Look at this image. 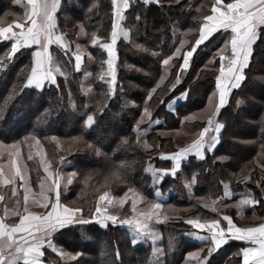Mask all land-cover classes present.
<instances>
[{
  "label": "snow or ice",
  "instance_id": "1",
  "mask_svg": "<svg viewBox=\"0 0 264 264\" xmlns=\"http://www.w3.org/2000/svg\"><path fill=\"white\" fill-rule=\"evenodd\" d=\"M167 2L181 5L183 10L181 0ZM14 3L23 9L22 14L7 12L0 17V42H6L3 52L0 53V264H71L73 261L81 264V253L73 255L65 251L58 246V240L65 234L63 230L75 231L77 226L83 228L90 224L104 229H108L110 225H126L130 230L133 247L151 241L152 259L149 264H175L169 258L174 238L170 235L167 246H161L158 242L162 241L163 236L155 227L170 220H182L184 224L190 225L195 231L186 230L184 234L201 242L199 250L188 253L183 264H192L193 261L195 264H215L213 257L230 241H241L250 245L233 254L242 256V264H264V217H257L255 211L257 205L264 209V114L257 121L262 137L261 153L255 163L250 161L238 174L237 182L245 185V192L234 204L224 205L226 208L235 207L241 218L245 209L252 208V222L238 225L230 213L219 211L218 204L225 198L232 199L233 193L228 184H224V194L219 201L211 200L209 203L210 198L197 199L193 195V187L199 174H194L184 187L188 191L189 199H196L200 207L215 213L213 217L199 214L182 216L180 213H191L193 210L173 208L171 205L165 210V205L157 202L162 197L156 186L168 173L151 166L148 170L152 172V186L157 200H148L131 185L117 198L112 195V188L115 184L125 181L131 165L124 162L112 163L97 146L108 135L105 122L96 114L86 116L84 127L91 129L90 135L94 141L88 143L80 136L71 141H62L58 135L52 134V127L57 121H52L51 124H48V121L63 107V91L67 88L70 77L66 65H72L77 73L83 71L85 77L92 76L83 65L85 57L90 62L94 57L86 47L77 42L80 37L87 38L93 48L107 53V58L100 60L101 71L98 79L106 85V89L103 92L104 100L101 101L97 112L108 107L107 100L117 93L118 41L122 38L126 42L131 41L133 46L141 51L147 50L131 39L129 29L122 23L126 19L125 13L136 0H107L109 8L105 9L103 15L111 20L110 39L98 35L103 27V19L94 30H87L91 27L93 17L100 14L99 0H94L86 6L85 19L79 23L72 19L75 13L71 11L85 7L79 0H14ZM142 3L145 6H162L164 0H142ZM205 8L206 11L203 10ZM195 11L198 15L193 17L194 24L191 29L181 34L184 39L173 40V44L179 43V47H176L172 54L162 58L163 74L147 92L143 114L136 126L138 145L145 150L159 148L155 142H148L145 138L146 131L140 130V124L148 122L150 126L152 123L159 125V119H151L152 105L164 104V97L181 84L184 75H187L189 68L195 64L194 54L196 59H199L198 49L203 52L205 49L217 47L212 58L205 64V68L212 72L214 80L207 107L203 109L206 122L196 123L201 119L196 113L184 115L180 120L179 132L191 135L194 139L186 145H180L176 151L158 152L160 159L173 162V178L180 170L181 162L189 156H195L197 160L210 164H215L218 160L222 164L228 159L227 156L216 154L225 129V124L217 117L221 115V109L228 105L234 90L245 86L248 76L255 69V53L264 46V0H205ZM58 13L64 16L65 21L71 20L75 25L76 30L72 32V36L76 39L70 38L69 31L58 25ZM141 19V16H136L137 21ZM179 27L178 22L172 25L174 37L177 36ZM221 44L222 46H219ZM201 45L204 47L201 48ZM56 50L63 53L67 60L62 61ZM152 55L159 56L160 53L154 51ZM25 56L30 57L28 63L19 69L15 80L9 82L8 73L15 62ZM180 58L182 63L177 66L173 61ZM172 68H177V71L169 81L168 76ZM58 77L64 78V88L58 82ZM204 78L197 72L193 83ZM260 79L264 81V77ZM51 86H55L57 103L41 109L38 100L49 94L45 89ZM34 90L37 99L26 104V98L32 97ZM190 91V88L181 89L179 95L167 102L168 110L179 116L177 102L188 101ZM91 92V87H88L85 95ZM68 95L69 103L75 108L71 93ZM242 103V100L237 101V106ZM44 124H48L46 129L41 127ZM20 125H23V129ZM27 128L32 130L21 138V132ZM65 144L69 146L64 147ZM80 144L90 149L95 156L109 162L105 172L64 171L71 163L68 156L71 155L73 147ZM128 144V139L121 141L122 146ZM76 150L80 149L77 147ZM208 154H212L210 160ZM29 161L32 162L31 166ZM30 171L37 173L38 189L33 188ZM81 178L85 186L81 196L76 200L66 201L69 186L74 182L80 183ZM92 180H96V183L91 184ZM250 184L260 190L258 196L252 194ZM89 188L97 195L92 207L85 211ZM129 200L133 213L131 216L125 218L109 211L117 206L123 208ZM145 203L147 208L138 210V205ZM33 208L44 211L33 212ZM166 212L176 215L170 216ZM51 254H55L59 259H55ZM116 262L123 264L122 253L118 249L111 264Z\"/></svg>",
  "mask_w": 264,
  "mask_h": 264
},
{
  "label": "trees",
  "instance_id": "2",
  "mask_svg": "<svg viewBox=\"0 0 264 264\" xmlns=\"http://www.w3.org/2000/svg\"><path fill=\"white\" fill-rule=\"evenodd\" d=\"M66 2V0H65ZM94 0H79L81 5L85 7L71 10L75 14L72 19L77 20V23L83 21L86 16V6L93 3ZM205 0H181L184 5L181 10V5L169 4L167 0L161 5L150 4L145 6L142 0H136V3L131 5L125 13V26L130 30V37L136 44L142 45L145 51L133 46L131 41H124L122 38L117 43V93L111 99L107 100L108 107L100 112L97 110L101 107V101L104 100L103 92L106 85L98 79L101 71L100 60L107 58V53L98 48H93L90 41L83 37L81 44L93 55V61H88L85 57L84 67L87 71L92 73V76L85 77L84 72H75L72 65H66L70 71L69 83L63 91V107L58 112L54 113L48 124L52 121H57L52 127V134H56L62 141H71L74 137L80 136L84 141L93 143L91 137V129L84 127L86 116L89 114H96L100 120L105 122L108 135L102 143L97 144L101 151L105 153L112 163L130 164L125 181L123 183L115 184L112 188V195L117 198L122 196L127 191L129 185L139 190L148 200H157L155 191L152 186V172L149 171V166L153 169L164 168L166 163L162 161L158 152L163 150L165 152L176 151L181 144L175 138H168L165 134L173 130H180V120L184 115H191L198 113L207 106L208 97L211 95L214 88V80L212 72L205 68V64L212 58L213 52L217 47L212 49H205L203 52L197 50L199 59H196L194 54L193 59L195 64L190 67L188 74L184 75L181 84L177 85L176 89L164 97L165 103L152 105V121L159 119V125L148 122L140 124V130L146 131L145 138L151 144L155 142L159 148H152L145 150L137 144L136 140V126L143 114L144 100L147 92L155 86L163 74L162 58L165 55H170L174 52L179 43L173 44L174 39H184L182 33L189 32L194 24L193 17L198 15L195 11L196 7L204 4ZM100 14L95 15L91 21V27L87 29L92 31L99 26V22L103 19V27L100 29L98 35L110 39L111 20L103 13L106 8H109L107 0H99ZM207 10V8L203 9ZM11 12L22 14L23 9L14 3V0H0V17L5 13ZM141 16V20L137 21L136 16ZM58 25L69 31L70 38L76 39L72 36L75 25L71 20L65 21L61 13L57 14ZM11 19V17H9ZM179 23L180 27L177 30V36H173L172 25ZM195 33H193L194 35ZM219 35V34H217ZM191 39V36H189ZM77 40V41H78ZM4 43L0 42V53L4 50ZM207 43V42H206ZM219 46H222L219 45ZM75 46L73 45V48ZM204 46L201 45V48ZM55 49V46L53 47ZM57 51L58 57L62 61H66L67 57L63 53ZM159 52V56L152 55V52ZM264 46L257 49L255 53V69L252 74L248 76L245 86L241 89H236L233 95L229 98L228 105L221 109V115L217 117L218 120L225 124V129L222 132L221 145L218 146L217 155L227 156L228 159L222 164L218 160L215 164H210L207 161H198L195 158H190L182 167V170L176 174V177H165L164 180L156 186L162 194L168 191L172 192L170 200L165 205L173 208H191V213H180L182 216H190L199 214L205 217H213L216 214L209 211L208 208H202L198 205L196 199L190 200L188 191L184 184L191 180L194 174H199L197 183L193 187V195L197 199L210 198L208 200L219 201L224 194V184H228L233 193L231 200L224 199L218 204L221 213L228 212L233 216L234 222L239 224H247L252 222V208H247L244 211V216L241 218L237 214L235 207L227 208L224 205H232L242 197L245 192V185L238 183V174L241 168L249 164V162H256L257 156L261 153V132L257 121L260 120L261 115L264 114V81L260 78L264 77ZM19 56V53L17 54ZM30 57H21L17 60L8 73L9 82L15 80L16 74L20 68L28 63ZM177 66L182 63V58L174 59ZM74 63V61H73ZM106 68V65L104 66ZM218 67V61L217 65ZM177 68H172L168 76V80L174 78ZM199 72L204 79L196 81V73ZM58 82L64 88V78L58 77ZM167 83V81H166ZM91 87L92 92L85 95V90ZM191 89L190 99L186 102H179L177 105V112L179 116L170 112L167 108V102L174 96L179 95L181 89ZM159 91V90H158ZM49 93L43 99L38 100L41 109L48 108L49 104L56 105L57 97L55 93V86L45 89ZM71 93V101L75 104V108L69 103V95ZM35 90L32 97L26 98L27 104L30 100H36ZM242 100L243 103L237 106V101ZM151 104V102H149ZM206 122L205 119H200L196 123ZM48 124L41 127L47 128ZM33 126L34 123H33ZM23 129V125H20ZM32 129L27 128L21 132V138L26 132ZM194 138V137H193ZM123 139H128V145H121ZM189 141L188 143H190ZM187 143V144H188ZM69 145L65 144L64 147ZM80 150H76V148ZM26 151V150H25ZM157 153L150 155L149 153ZM209 155V160L212 154ZM71 162L68 167L64 169L65 172L79 171V172H105L109 167V162L102 157L95 156L90 149H87L83 144L73 147L71 155L68 156ZM28 164L31 166L32 162ZM257 172L259 169L256 170ZM30 179L33 181V187L38 189L37 173L30 171ZM40 175H43L42 169ZM255 175V173H254ZM91 184H95L96 180H92ZM84 184L81 178L80 183H73L69 186V191L66 193V201L76 200L81 196ZM249 188L252 190L254 196H258L259 189L255 185L250 184ZM96 193L89 188L86 199L88 203L84 206L85 211L92 207V202L96 197ZM160 202V200H157ZM146 206L147 204H140ZM111 212H114L122 217L131 216V201L126 203L123 208L116 207ZM256 216L264 217V209L259 205L256 206ZM170 216L176 215L172 212H166ZM245 218H250L245 220ZM259 221L257 220L256 223ZM155 227L161 232L163 239L160 241L161 246H167L168 238L171 235L173 240V249L169 253V258L175 264H183L187 258L188 253L198 251L200 245L194 243L184 234L186 230L192 231L190 225H186L182 220H170L166 224H158ZM64 235L59 237L58 246L65 251L75 255L77 252L81 253L79 261L81 264H111L115 260V252L118 249L122 253L123 264H149L152 259L151 256V241L147 244H139L133 247L131 244V235L129 231L121 225L112 226L108 229L99 227L96 224L77 226L75 231L63 230ZM243 244L231 241L225 245L213 257L215 264H241V256H234V253L240 251ZM55 259V254H51ZM195 262H192L194 264ZM71 264H77L73 261ZM119 264V262H116Z\"/></svg>",
  "mask_w": 264,
  "mask_h": 264
},
{
  "label": "crops",
  "instance_id": "3",
  "mask_svg": "<svg viewBox=\"0 0 264 264\" xmlns=\"http://www.w3.org/2000/svg\"><path fill=\"white\" fill-rule=\"evenodd\" d=\"M54 47V46H53ZM84 63H85V58H84ZM83 67H84V65H83ZM190 158H195L196 160H197V158L195 157V156H189V158L187 159V160H185V161H182L181 162V167H180V170L179 171H181L182 170V167H183V165L190 159ZM162 160V159H161ZM162 161H164L165 163H166V165H165V167L164 168H160L159 170H166L167 171V175H165V177H172L171 176V169H172V166H173V162L171 161V160H162ZM199 161V160H198ZM178 171V172H179ZM177 172V173H178ZM34 188V187H33ZM35 189V188H34ZM171 195H172V192L171 191H168V192H166L165 194H162L161 193V197H162V199L160 200V202H162V203H167L169 200H170V197H171ZM233 197V196H232ZM227 199V198H226ZM229 200V199H228ZM31 211H33V212H43L44 211V209H39V208H33V209H31ZM192 231H195L194 229L192 230ZM203 234V233H202ZM187 238L188 239H190L191 241H193L194 243H197V244H201V242H199V241H196V240H194V238H192V237H189V236H187ZM231 242V241H230ZM235 242H238V243H241V244H243V246L240 248V250L242 249V248H245V247H249L250 245L248 244V243H245V242H241V241H235ZM241 264H242V256H241Z\"/></svg>",
  "mask_w": 264,
  "mask_h": 264
},
{
  "label": "rangeland",
  "instance_id": "4",
  "mask_svg": "<svg viewBox=\"0 0 264 264\" xmlns=\"http://www.w3.org/2000/svg\"><path fill=\"white\" fill-rule=\"evenodd\" d=\"M126 16V15H125ZM125 21H126V19L122 22L123 23V25L125 26ZM126 27V26H125ZM128 29V28H127ZM129 33H130V30H129ZM80 39H83V37H80ZM78 43H80L81 42V40H78L77 41ZM81 44V43H80ZM82 45V44H81ZM83 46V45H82ZM180 101H178L177 102V105H178V103H179ZM207 107V106H206ZM197 115H199L200 116V118L201 119H205L206 117L204 116V114H203V110H201V111H199L198 113H197ZM167 134H165L168 138H175L176 140H178L181 144H183V143H185V144H187L189 141H192L194 138H193V136H191V135H186V134H184V133H180L178 130H173V131H170V132H166ZM179 133V134H178ZM29 177H30V173H29ZM130 201V200H129ZM117 207H119V206H117ZM147 208V205L146 206H143V205H138V210H145ZM40 209V208H39ZM113 209H117L116 207L115 208H110L109 209V211L111 212ZM41 210V209H40ZM165 210H167V209H165ZM227 210V208H225V210L224 211H226ZM173 213V212H172ZM173 214H175V213H173ZM249 220L250 218H245V220ZM122 227H125L128 231H129V233H130V230H129V228L126 226V225H124V226H122ZM131 235V234H130ZM159 244H160V242H158ZM197 244V243H196ZM137 245H139V244H137ZM199 245V244H198ZM152 246V245H151ZM193 262H195V261H193ZM195 264V263H194Z\"/></svg>",
  "mask_w": 264,
  "mask_h": 264
}]
</instances>
